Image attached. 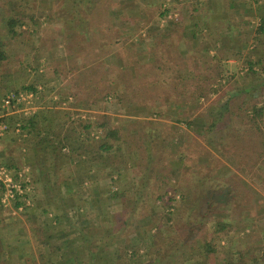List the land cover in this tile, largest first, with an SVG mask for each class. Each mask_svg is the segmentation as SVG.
<instances>
[{"label":"rangeland","instance_id":"rangeland-1","mask_svg":"<svg viewBox=\"0 0 264 264\" xmlns=\"http://www.w3.org/2000/svg\"><path fill=\"white\" fill-rule=\"evenodd\" d=\"M11 1L15 3V12L22 14L27 24L19 28L21 35L13 38L5 26L6 14L13 5L0 0V39L11 58L0 68V115L4 114L1 101L6 91H20L23 86L34 84L41 93L24 105L22 112L15 109L12 114L18 113L13 116L34 112L40 116L39 111L45 109L46 117L43 122L40 120L41 125H50L51 115H54L58 119L52 125L62 123V135L76 127L90 141L81 128L83 123L98 126L108 115L112 123L123 125L128 139L142 143V157L157 154L159 164L154 166L162 176L155 181L149 174H142L144 165L137 152L126 157V163L124 160L118 163L116 155L114 163L124 164L129 174L115 175L110 168L106 171L91 165L73 172L69 163L59 168L55 177L51 168H47L50 185L57 178V184L64 185L67 181L74 187L69 191L61 186L66 194V209H62L68 213L66 219L57 208V199L51 195L44 177H38L37 172L29 174L33 180L29 198L34 205L28 207L25 218L28 219L31 211L34 214L45 208L53 217L63 214L61 224H52L51 218L46 223L54 234H43L44 241L53 242L49 244L52 253L58 254L57 260L71 264L68 257L56 249L67 234L75 233L69 222L76 226L89 223L88 227H92L94 223L96 228L110 230L114 226L119 229L125 216L133 210L138 219L127 227V232L137 237L144 256L131 264L149 263L155 250L151 233L158 227L167 234L180 235L200 220L205 222V229H209L215 220L229 218L234 226L233 234L239 233V238L243 237L247 247H254L257 254L264 251V150L255 142L249 128L242 125L244 113L240 109L250 98V94L243 91L244 87L251 86L255 97L264 102V63L256 66L258 73L247 71V61L264 54V44L254 39L264 15V0H204L208 4L200 6V11L194 14L195 19L201 20L198 38L181 37L179 32L173 36V42L165 40V45H160L164 42L157 36L162 29L161 10L169 6L174 18L181 17L179 22L185 21L191 26L194 0H97L90 9H84L79 0L74 4L70 0ZM72 4L90 19L86 28H78L76 23L70 24L65 19L67 14L74 13ZM206 22L208 26L204 25ZM187 30L189 32V28ZM157 63L161 67L158 68ZM220 64L222 77L217 78L212 90L206 89L203 96H189L183 86L176 85L180 81L190 86L196 76L210 79V69H218ZM22 65L23 69H19ZM163 83L167 89L164 94ZM176 90L178 95L174 94ZM234 90L241 91L230 96L229 91ZM179 113L193 127L173 118ZM213 123L217 126L212 127ZM194 127H201L202 133L194 131ZM16 139L18 147L19 141L25 138ZM124 150L128 148L124 146ZM257 151L263 154L260 156ZM45 160L46 167L54 161L50 154ZM87 175L89 179L85 183L76 182L77 177L88 178ZM159 183L164 185L160 187ZM171 186L179 192L170 223L163 219L162 201L157 197L167 198L173 194ZM118 190L124 191V195L114 201L108 198ZM137 190L141 193L137 195L146 198L139 205L135 197ZM182 195L186 196V201H182ZM143 207L147 213L161 217L157 227L151 217L141 218ZM1 209L9 208L1 206ZM98 209L101 218L97 216ZM33 218L31 214L32 223ZM199 231V228L195 231V240L207 230ZM180 249L175 258L186 264L201 261L202 257L197 255L200 246L195 241L181 245ZM100 255L104 258V251ZM223 255L220 252L212 256L210 263L219 264Z\"/></svg>","mask_w":264,"mask_h":264},{"label":"trees","instance_id":"trees-1","mask_svg":"<svg viewBox=\"0 0 264 264\" xmlns=\"http://www.w3.org/2000/svg\"><path fill=\"white\" fill-rule=\"evenodd\" d=\"M8 1L11 5H13V8L10 9L9 14H6L5 26L7 28L8 33L11 34L14 38L18 35H21L22 32L19 31V28L22 29L23 26L27 23L25 22V20L22 19V14L15 12L16 9L14 1L7 0V2ZM96 1L97 0H79L78 3H80L84 9L86 7L90 9L95 6ZM194 2L195 5L192 6L193 13L190 16V18H192L190 19L191 26L187 25L185 21L179 22L181 17L179 19L174 18V15H172L173 10L169 6L163 7L159 14V21L162 24V29L160 35L157 36H160L164 43H160V45H165V40H167L168 42H173V36L179 32L181 37L184 35H190V39L198 38L201 20L195 19L194 14L195 12L200 11V6L207 5L208 2H205L204 0H194ZM70 3L74 4L75 0H70ZM73 4L72 8L74 9V13L72 12V16L67 14V17H65V19H67L70 24L73 22L76 23V26L78 28L81 26L86 28V23L88 22L89 24L90 19H88L81 12H79V10H77ZM232 5H234V2H232ZM31 20L35 21V18L31 16ZM204 25L208 26L209 23L206 22ZM187 28H189V32H187ZM263 37L264 15H262L260 18V21L256 28V35L254 39L257 41V43H260L262 45L264 44V41L262 40ZM10 59L11 58L9 55V51L5 48V43L0 39V68ZM87 59L88 57L86 58V60ZM84 60L85 58L83 59V61ZM247 62V71L249 70L251 73H258V71L256 70V66L262 65L264 63V54H257L256 59H249ZM157 65L158 68L161 67L159 63H157ZM218 67V69H210V79H203L202 76H196L194 77L193 82L190 86L184 85L180 81L177 82L176 85H179L180 87L183 86V88L185 89L184 93H187L189 96L191 94L194 96H203L207 93L204 91L206 89L208 91L212 90L213 83L217 80V78L222 77L223 67L221 66V64ZM19 69H23V65ZM171 70L173 71L174 69ZM80 76H82V73L80 74ZM80 80L81 78L79 79V81ZM0 81H2L1 77ZM164 85L165 83H163L162 85V94L167 91L166 88L164 89ZM166 86L168 85L166 84ZM3 87L7 89L6 85ZM251 88L252 87L250 86L244 87L243 89L246 94H250V98L245 103H243V107L240 108L243 109L244 113L242 115V125L249 128V131L254 136L253 138L255 142L257 144H261V148H263L264 150V102L255 97V93L252 92ZM159 90L161 89L159 88ZM20 91L33 92L35 96L41 93L40 89L34 84L23 86ZM240 91H229V95L234 96ZM11 92H19V90H8L3 94V98ZM178 92L179 95L182 94L179 90ZM174 94L178 95L177 90L176 92L174 91ZM175 96H171V99L175 100ZM19 106L23 107L22 104ZM12 110L13 108L9 109L10 112ZM3 111L4 114L0 117V121L7 122L9 124V129L5 133V135L12 132V136L14 137L15 141L17 140V137H23V135L25 134L30 135L34 139V145L37 148V159L41 163L40 169L42 170L45 168L41 172L42 177H44L45 183H48L47 177L49 176L47 173L45 159L49 154L54 160L53 165H51L50 168L53 171L55 177L58 176L57 172L59 168L68 165L72 161L83 160L90 164L99 163L101 165L98 168H103V170H106V168H110L112 174L114 173L115 175H122L126 173L129 174V172L127 171V167L124 166V164L118 165L115 164L114 161L116 162V155L118 154V163H123V160L126 163V157L130 156L132 152H137V155L141 157L140 163H143L144 165V167L142 168V174H149L150 178L152 177V179H154L155 181L162 177L161 173H159L154 166L159 164L157 154L154 152L152 153V156L149 153L147 154L148 157L144 154L143 158V154L141 152L142 143L139 140L135 141L128 139L124 133L123 125H115L114 123H112L108 115H105V120L99 123L98 126L91 122L85 124L83 123L81 128L85 130L88 138L90 139V141H87L84 135L82 134V130H77L76 127H72L70 131L62 135V123L58 122L55 125L50 124L46 126L41 125L40 116L36 112L26 114L25 116L23 115L20 117H15L12 116V114H9L10 112L7 111V109H3ZM23 114L25 113L23 112ZM220 114L222 115V112ZM173 118L178 123L186 121V119L182 116V113L177 114ZM187 123L189 127H193L192 123ZM17 124H20L19 131H17ZM215 126H217V124L213 123L212 127ZM98 129L99 131H102L99 132ZM192 129L200 134L202 133L201 127H194ZM4 136H0V138ZM131 141L134 142V145H131ZM144 145L147 148L148 145ZM124 146L128 148V151L125 152ZM134 147H136V151H133ZM257 154H260L261 156L263 152L258 153L257 151ZM110 159L113 162L108 163L107 161ZM57 161L59 162L58 165L56 164ZM6 166L10 168L8 165ZM17 172L18 171H15V177L18 176ZM144 178H146L145 175ZM55 179L56 180L54 184L50 185L48 183L47 186H49L51 195L55 199H57V208L61 210L63 208L66 209V203L64 201V199L66 198V194L65 190L62 191L61 186H65L66 189L69 191H72L74 187H72V185L70 184L68 185L67 181H65L64 185L57 184V178ZM86 179H89V177L86 178V176H79L76 178V182L85 183ZM164 183H159V186L162 187ZM27 184L23 183V187L25 188ZM30 185L31 183L29 184V186ZM170 189L171 192H167L173 194L167 195V198H164V195H160L157 197V200L162 201V214H164L163 219L166 218L167 222L171 223L175 214L173 209L176 205L174 203L178 201L176 199V194L179 191L175 186H171ZM29 192L25 193V195L23 196L18 195L15 203L16 208L24 206L23 210L21 211L24 214H27L28 207L25 205V200L26 198H29ZM123 192L124 191L119 190L114 191L113 193L108 195V198L114 201L117 197L124 195ZM137 194H141L139 190L135 192L136 201L139 205L146 198H144L143 195L140 196ZM181 198H183L182 201H186V196L182 195ZM209 204H211V202ZM145 208L143 207V211H141L140 213L141 218L145 215L151 217L152 221H154V225L157 224L154 227H157L158 221L161 217L153 215L152 212L147 213ZM62 211L63 214H65V218L67 219L69 217L67 216V211ZM44 212L49 211L47 208H45ZM63 214H56L57 216H55V220L60 224L62 222L61 216H63ZM97 214V216L101 218L102 213L99 211V209ZM136 215L137 212L133 210L132 212L127 214V216H125L122 222V226L119 229L113 226L110 230L105 229L103 227L96 228L94 223H92V225L94 226L88 227L89 223L84 224L83 226H76L75 224L69 222V225H72L71 228L74 230L75 233L73 235L67 234L64 238V242H62L61 246H57L56 249H60V251L63 252V255L68 257L69 262L71 264H77V262L78 264H131V261H133L134 259H140L144 256L141 244L138 241L137 237H134L127 232V227L130 225L133 226L132 224L135 222V220L138 219ZM103 216L104 218H106L105 215ZM197 228H199L200 233L201 231H207L206 233H202V237H198L196 241L194 239L196 238L194 234L196 233L195 231L197 230ZM232 229H234V226L232 225V222L231 220H229V218L215 220L214 224L209 227V229L208 227L205 229V222H202V220H200L197 223H193L190 227V230L182 232L180 233V235H175L174 233L167 234L158 227V230H156L155 233H151V240L153 244L152 247H154L155 250L152 256L150 257V261L148 264H186L180 259L175 258V256L178 255V253L180 252L181 245L191 240L192 242L195 241L200 246V251L197 253V255L199 257H202L201 261H194L191 264H202L203 262H205V264H209L211 257L219 254L220 252L224 254V258L222 259V261H220L219 264H264V251H262V253L260 254H257L255 252V248L247 247L243 237L239 238V233L233 234ZM101 230L105 233L101 234ZM44 234L46 235L47 232H44ZM47 243H50L49 240L47 241ZM119 243L121 244L119 245ZM114 245H116V248H114ZM110 249H112V253H109V251H111ZM102 251H104L105 253L104 258H101L100 255Z\"/></svg>","mask_w":264,"mask_h":264},{"label":"crops","instance_id":"crops-1","mask_svg":"<svg viewBox=\"0 0 264 264\" xmlns=\"http://www.w3.org/2000/svg\"><path fill=\"white\" fill-rule=\"evenodd\" d=\"M56 108L59 109V106ZM21 109L22 107H18L17 111L21 112ZM12 112L15 111H11L10 114H12ZM39 112L40 120L43 122L46 117V111L45 109H41ZM16 113H13L12 116ZM56 118L57 116L51 115V124L56 121ZM23 136L25 139L19 141L21 145L18 147L17 145L19 143H15L14 137L10 134L0 138V161L4 165H8L13 172L18 171L23 173L25 177L28 176L30 183H33L29 174L37 172L36 175L42 177L41 172L45 168L42 170L40 169L41 163L37 159V148L34 145L32 137L28 134ZM70 164L73 172H77V169L79 172L81 166L86 165V167H89V165H91L97 166L98 168L101 165L99 163L90 164L84 160L72 161ZM51 165H53V163L47 165V168L49 169ZM30 199L31 202L27 206L29 208L34 205L32 198ZM2 209L0 208L1 211H4L0 214V264H63L64 260H57L58 254H56V252L54 253V251L52 253L50 244L52 245L53 242L50 241V244H48V240L45 239L44 241L43 238L44 232L50 230V228L46 227L47 221L50 220L49 218H51L50 222L52 224H58L52 212L41 211L33 214L32 212L34 211H31L30 216L31 214L34 215L32 223L30 216L26 219L24 213L22 214L21 211L14 213L11 208ZM54 228L57 229L58 227ZM53 232V230H50V232L47 233L48 235H53ZM54 239L56 240L57 238ZM59 239L60 238H58V241Z\"/></svg>","mask_w":264,"mask_h":264},{"label":"built area","instance_id":"built-area-1","mask_svg":"<svg viewBox=\"0 0 264 264\" xmlns=\"http://www.w3.org/2000/svg\"><path fill=\"white\" fill-rule=\"evenodd\" d=\"M35 98L33 92H11L7 94L1 101V109L9 111L10 108H13L12 111L20 107L19 105H26ZM3 115V114H2ZM0 115V117L2 116ZM19 125L17 124V131H19ZM9 129V124L7 122L0 121V136L5 135ZM17 177H15V172L10 168L4 165L0 161V208L1 206L11 208L14 213L17 211H22L24 206L16 208L15 203L18 195L23 196L25 193L30 191L29 179H26L25 175L21 172H17ZM23 183H26L27 186L24 188ZM25 205L28 206L31 202L30 198H26Z\"/></svg>","mask_w":264,"mask_h":264}]
</instances>
